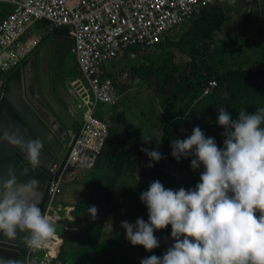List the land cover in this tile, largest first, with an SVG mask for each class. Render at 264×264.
Returning a JSON list of instances; mask_svg holds the SVG:
<instances>
[{
    "label": "clouds",
    "instance_id": "9594fccd",
    "mask_svg": "<svg viewBox=\"0 0 264 264\" xmlns=\"http://www.w3.org/2000/svg\"><path fill=\"white\" fill-rule=\"evenodd\" d=\"M218 86L210 94H205L204 89L199 98L211 96ZM238 113V118L233 119L226 108L219 105L217 122L225 129L223 148L218 147L215 137H206L199 126L193 128L189 137L172 140L174 158L179 161L181 157H193L192 169L203 165L204 171L193 189H166L159 180L150 182L148 190L140 195L148 210V220L140 217L135 223L121 222L126 229V239L149 252L160 246L154 232L171 225L174 244L162 257L151 255L140 264H264V127L261 126L264 125V108H257L254 114L247 110ZM183 134L188 135V131ZM143 140L150 142L152 138L143 134ZM0 141L19 146L31 167L40 164L41 140L25 141L17 133L4 131ZM65 144L54 163H59L61 155L64 159L67 157L69 147L64 149ZM141 151L150 158L148 167H154L152 162L165 158L158 149L145 147ZM8 175L6 181H0V232L8 237H15L18 230L25 233L23 242L32 250L52 243L53 246L47 244V250L51 249L56 255L52 247L60 249L64 238L56 236L58 226L45 214L48 203L43 213L33 199L40 181L30 179L20 183L13 170ZM87 211L93 218L97 214L95 206ZM0 264L16 262L0 261Z\"/></svg>",
    "mask_w": 264,
    "mask_h": 264
},
{
    "label": "trees",
    "instance_id": "16d2710c",
    "mask_svg": "<svg viewBox=\"0 0 264 264\" xmlns=\"http://www.w3.org/2000/svg\"><path fill=\"white\" fill-rule=\"evenodd\" d=\"M257 3L258 0H218L214 5L204 9L195 20L179 26L172 35L167 36L165 41L154 49V51H169L172 48H177L181 55L187 57V61L181 60L177 63L171 50V57L169 54V56L158 59V57L155 58L157 55L155 53L145 56L146 62L140 64V66L133 62L129 63L128 68L132 73V78H136L140 85L152 87L151 84H156L157 93L167 95L164 101V114L167 117L162 125L163 132L160 138H154L155 150L158 149L165 158L158 162H152L154 167H144L141 159L146 160L148 165L150 158L148 156L145 158V155L142 156L143 154L140 151L137 153L132 151L133 148L128 139H123L121 134L113 131L111 127L106 149L93 169L96 170L100 166H103V168L108 167L111 175L107 179L111 183H98L95 197L80 198L72 205L76 209L74 212L75 222L71 224L85 226L83 233L78 236L65 237L63 254L60 256L62 263L59 261V264H140L143 258L151 255L162 257L167 249L174 244V242L167 245L160 244L159 247L149 252L141 245L133 246L126 239V229H122L121 225L117 227L118 231L108 232L110 218L112 215L116 216L119 213L118 209L114 210L116 180L124 175L139 178L136 187L142 191L146 189L147 185H150V182L159 180L166 189H171L173 176L169 170L174 167L173 171L183 182V188L193 189L200 182V174L204 171V167L202 165L203 171H200L201 168L197 170L188 169L185 164L189 157H181L178 161L171 155L170 145L172 140L178 139L180 136L183 139L189 137L187 134L182 135L179 133V127L185 128L189 123L188 118L197 116L198 120L194 127L199 126L206 137H215L218 147L223 148L225 137L222 133L225 129L217 122L219 105L224 106L233 119L238 118V112L241 110H247L249 114H254L257 108H264V61L262 60L256 65L251 59L246 58L248 65L246 64L247 69H245L244 65H239L240 60L236 61L235 59L238 53H241L242 57L244 49L241 43L236 48L235 45L227 42V39L226 41L221 39L220 42L222 41V43L220 45L215 44L214 41L217 34L222 33L223 26L227 23L230 15L236 16L240 13L238 4L246 6L245 10L248 13L251 9L249 7L255 6ZM2 6L0 8V18L11 10L5 4ZM260 23L262 29H259L258 32L264 37V20H261ZM47 25V22L39 24L42 28ZM240 31L238 29L237 32H234L237 37L240 35V37L233 40L236 44L242 37ZM51 35L70 36L67 28L63 27L55 29ZM229 37L233 38V36ZM259 41L260 43L257 46L264 52V40ZM211 44L213 52L211 54L212 58H209L212 62V74L211 76H205L200 70V64L204 65L202 57L210 49ZM233 53H236V56ZM149 61L152 62L149 63ZM75 69L78 77L80 69L76 60ZM210 78L216 79L219 86L211 96H203L201 105H198V99H200L206 82ZM177 100L180 104L183 101L179 112L183 118L180 117L179 119L173 116L172 112L175 111ZM122 112L129 113L125 108ZM160 112L163 111L160 109ZM160 112L155 118L157 123L163 122L164 117ZM108 119L111 124L112 120L119 123L121 115L116 118L110 116ZM77 120L80 123L81 117H78ZM261 126L264 127V125ZM143 128L144 130L151 129L147 125ZM139 130L140 127L132 129L135 134L140 136ZM68 147L69 143H66L64 149ZM185 169L187 170L185 171ZM136 174L139 176H136ZM144 176L147 179H143ZM64 189L65 187H63V191ZM87 205H91L90 208L92 206L97 208V214L94 218L87 211ZM135 206L136 210L134 208L132 210L136 220L143 217L147 221L148 210L140 198ZM124 207L120 206L121 211H124ZM111 221L112 219L110 224ZM168 232L171 234V225H168L166 229L155 231L154 235L158 237L157 235L160 233L164 236Z\"/></svg>",
    "mask_w": 264,
    "mask_h": 264
},
{
    "label": "built area",
    "instance_id": "2783aa9c",
    "mask_svg": "<svg viewBox=\"0 0 264 264\" xmlns=\"http://www.w3.org/2000/svg\"><path fill=\"white\" fill-rule=\"evenodd\" d=\"M218 0H0L11 10L0 18V72L8 74L27 61L57 28H67L80 75L70 82L84 109L79 132L69 144L67 160L54 163L46 215L53 224L61 217L53 208L62 183L82 170H92L106 149L111 124L97 112L98 104L117 106L130 75L116 67L122 58L136 63L161 45L179 26L195 20ZM47 22L46 27L39 24ZM218 86L208 81L205 94ZM132 90V88L127 89ZM49 242H47L48 244ZM47 244L41 248L47 250ZM38 250L26 248V264H59L52 250L43 261Z\"/></svg>",
    "mask_w": 264,
    "mask_h": 264
},
{
    "label": "rangeland",
    "instance_id": "374dc122",
    "mask_svg": "<svg viewBox=\"0 0 264 264\" xmlns=\"http://www.w3.org/2000/svg\"><path fill=\"white\" fill-rule=\"evenodd\" d=\"M2 5L3 4L0 3V8L3 7ZM238 6L240 9V13H238V15L236 16L230 15V18L227 20V23L223 26L222 33L217 34V36L214 38V41L215 44L220 45L222 43V41L220 42L221 39L225 41L227 39V42L232 43L231 45H235L236 48H238L239 47L238 44L241 43L244 49L242 57H241V53L240 54L238 53L237 56L236 53H233V55L236 56L235 57L236 61L240 60L239 65H244L243 67L247 69L246 67L248 63H246L247 61L246 58L251 59V61L254 62L256 65H258L262 60L264 61V52L260 47L257 46V44L260 43L259 40H264V37H262L258 32L259 29H262L261 28L262 24L260 23V21L264 20V1L258 0V3L255 6L249 7L251 8L250 9L251 11H249L248 13H246L245 10L246 6H242L241 4H238ZM238 29L241 30L239 33L242 35V37L241 40L236 44L233 40L235 38L240 37V35L237 37L234 32L235 31L237 32ZM229 36H233V38ZM73 43L74 41L72 37L68 35L48 36L37 51L39 55L37 56V63H36V71H37L36 81H37L38 94L41 95V97L50 106V108L54 109L53 111L56 112L55 113L56 117L57 114L60 115L62 119V126L66 127L69 133L68 141L66 143L70 142L72 137L76 135L77 132L76 130H78L79 128L80 123H78V120L76 121L75 119L81 117V122H82V118H83V109L81 108L82 102L76 96L73 95L72 88L69 85L71 81L77 78L76 69H75L76 57L71 52ZM171 50L173 51V55L175 56V61L177 63L180 62L181 60L183 61L188 60L187 57L181 55L178 52L177 48H172ZM171 50L153 51L152 53H150V55L156 53L157 55L155 56V58L158 57V59H161V57L169 56V54L171 57L172 56ZM212 52L213 49L211 44L210 49L202 57L204 65L200 64V70H202V73L205 76H211L212 74V67H211L212 62L209 58L211 57ZM130 62L131 61H129V59L122 58L120 61L116 63V67L122 69V71L124 70L125 72H128L130 75L128 83L120 87V90L127 91L122 94L120 103L117 106H115V108L114 106L109 104H104V105L98 104L97 112H100L101 116L106 118L110 116L116 118L121 115V119L119 123H116L115 121L112 120V129L113 131H117L119 134H121L123 139L125 140L128 139V141L131 143V147L133 148L132 151H136L137 153L138 151L143 152L141 151L142 148L152 147L154 145V138L156 137L160 138L161 133L163 132L162 125L164 124L167 117L166 114H164L165 111L164 101L167 95L165 93H160V92L157 93L156 84H151L152 87L148 85H140V83L137 82L136 78L133 79L132 73L128 68ZM150 62L152 61H149V63ZM0 75L3 77V79L7 78V75L3 74L2 72H0ZM128 88H132V90L128 91L127 90ZM201 102H202V98L198 99L197 104L201 105ZM182 103L181 104L178 103L177 100V103L175 105V111L174 110L172 111L173 116L175 117L181 116L179 112L181 110ZM124 108L127 111H129L128 114L122 112ZM160 109L163 112H160ZM159 112L164 117L163 122L161 123H157V120L155 119ZM197 120H198L197 116H190V118L188 119L189 123L188 126H186L185 128L188 131V136L192 134L194 125L196 124ZM70 124L72 126H70ZM146 125L149 126L151 129L149 130L148 128L147 130H144L143 127H145ZM135 127H140L139 130L140 136L132 131V129H134ZM185 129L180 126L178 131L179 133L183 134L186 133ZM143 134L146 136H150L152 140L150 142H145L143 140ZM178 139L182 140L183 138L180 136V138ZM144 155L147 156L145 153ZM192 158L193 157H189L185 164V166L188 167V169L192 168L191 167ZM63 159L64 157L63 155H61L58 158V162L61 163ZM141 160L144 167L147 168L148 167L147 161L144 160L143 158ZM200 168H201L200 171H203L202 165ZM173 169L174 167H172L171 170H169L170 174L173 176L171 179V185H172L171 189L179 190L181 187H184L183 182L180 180L178 175L173 171ZM186 170L187 169H185V171ZM101 171H103V168L102 170H100V172ZM136 176L139 175L136 174ZM143 179H147V177L144 176ZM116 181H117V187L115 189V196H114V210L118 209L119 213L116 216L112 215V217L110 218V220L112 219L111 224H109L108 227V232L110 233L118 231L117 227L121 225V222L124 220H127L130 223L135 222L136 217L132 208L136 210V206H135L136 202L138 201L141 193L143 192L142 190H139L136 187L139 178L124 175L122 177H119V179H117ZM106 182L107 184L111 183L108 179L103 183ZM142 187L145 189L144 186ZM147 188H149V185H147L144 191H146ZM90 190H91L90 187H88V189H85V186L79 184L74 185L72 184V182H70L65 185V189L63 191L62 197L64 198V202H67L68 204L72 205L74 204V202L79 201L80 198H83L86 195L94 197L96 193L92 194L93 192H91ZM60 196L61 195H59V197ZM59 197L57 198L55 204H58ZM121 205L122 208L123 206H125L124 211H121L122 210V208L120 209ZM65 210L63 212V209H57V213L62 219H63L62 213L65 214L66 213ZM136 216L138 217V214ZM58 223L59 222H56V225ZM55 228H56L55 233L57 235L63 234V232L59 229V226ZM157 236H158L157 238L160 241V244L167 245V244H171L172 242H175L174 239L171 237L170 232H168L164 236L159 233ZM46 252L47 250L39 249L37 255H33V257L43 261L46 256L45 255ZM55 262L57 261L55 260Z\"/></svg>",
    "mask_w": 264,
    "mask_h": 264
},
{
    "label": "water",
    "instance_id": "95a60500",
    "mask_svg": "<svg viewBox=\"0 0 264 264\" xmlns=\"http://www.w3.org/2000/svg\"><path fill=\"white\" fill-rule=\"evenodd\" d=\"M37 56V53L33 54L23 65L8 74L7 78L3 79L0 75V135L7 131L17 133L25 141L41 140V162L37 167H31L19 146L0 141V181L9 178L10 170H13L15 179L20 183L30 179L39 180L40 184L33 199L44 213L50 183L58 178L61 171L54 175L49 169L61 153L69 133L38 94ZM66 160L67 157L61 169ZM24 235L19 230L15 237H8L0 232V261L21 264L23 251L27 248L23 242Z\"/></svg>",
    "mask_w": 264,
    "mask_h": 264
},
{
    "label": "crops",
    "instance_id": "0c3cea01",
    "mask_svg": "<svg viewBox=\"0 0 264 264\" xmlns=\"http://www.w3.org/2000/svg\"><path fill=\"white\" fill-rule=\"evenodd\" d=\"M50 109L52 111L54 110L52 108H50ZM53 112H54V114L56 113L55 111H53ZM57 117H58V119H59V121H60V123L62 125V119H61L60 115L57 114ZM75 120L77 121V119H75ZM108 121H110V120H108ZM70 126H72V125L70 124ZM80 126H81V122H80V125H79L78 130H76L77 132L79 131ZM64 128L66 129V127H64ZM149 150H155V145H153L152 147H150ZM142 154H143L142 156H144V152H142ZM144 157L146 158L147 156H144ZM102 168H103V166H100V167H98V169L93 170V171L78 172L79 174L77 173V175H76V177H75V179L73 181H66V182H64V184L62 185V187H65L66 184L72 182V184H74V185L79 184V185L85 186V189H88V187H90L91 188L90 191L93 192L92 194H95V193L97 194V192H96L97 184L98 183L105 182L107 180V177L111 175L109 173L108 167H104L103 168V171L100 172V170H102ZM116 187H117V181H116L115 189H116ZM62 194H63V191L61 193V196L59 197L58 204L63 207V212H64V210L66 208L67 209L65 210V212H66L65 214L62 213V216H63V219L64 220L63 221H59V223L57 224V226H59V229L63 232V234H60L59 236H62L64 238V241L63 242L65 243V237L70 238V237L78 236L80 233H83V230H84V226L85 225H82L81 226V225H78V224L77 225H72L71 224L72 222H75L74 212H75L76 207L75 206H72L73 204L70 205L67 202H64V198L62 197ZM87 196L88 195H86L83 198L84 199H88ZM58 204L54 206V209L57 210V209L60 208V206ZM84 206H86V205H84ZM87 206H88V209H89L91 205H87ZM70 208H73V209H70ZM109 224L110 223L108 222V227H109ZM56 236H58V235L56 234ZM59 236H58V238L61 239ZM64 243H62L63 245L61 246L60 249H57L56 250L54 247H52L53 250H56V252H55V254H56V261H57L56 263H58L59 261L62 263L60 256L63 254V246H64ZM52 246H53V244H52ZM25 255H26V249L23 251V258H22L21 264H26ZM24 258H25V260H24Z\"/></svg>",
    "mask_w": 264,
    "mask_h": 264
},
{
    "label": "bare ground",
    "instance_id": "6f19581e",
    "mask_svg": "<svg viewBox=\"0 0 264 264\" xmlns=\"http://www.w3.org/2000/svg\"><path fill=\"white\" fill-rule=\"evenodd\" d=\"M55 205H57V204H54V205H53V208H54ZM48 245H49V246H52V243H48ZM54 252H56V250H54Z\"/></svg>",
    "mask_w": 264,
    "mask_h": 264
}]
</instances>
